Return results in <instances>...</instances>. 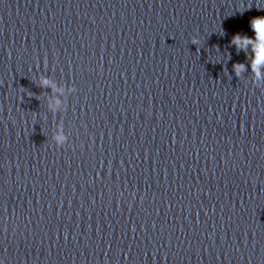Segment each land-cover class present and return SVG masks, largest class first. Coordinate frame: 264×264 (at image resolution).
I'll use <instances>...</instances> for the list:
<instances>
[{"label":"clouds","instance_id":"9594fccd","mask_svg":"<svg viewBox=\"0 0 264 264\" xmlns=\"http://www.w3.org/2000/svg\"><path fill=\"white\" fill-rule=\"evenodd\" d=\"M251 29L255 33V39L248 37L247 35L236 34L231 39V44L235 45L236 50L244 51L247 55L248 46L252 45V56L250 61V66L252 68V73L254 75V80H259L261 78L260 68L262 66V60L257 55L258 53L264 52V16L255 17L251 20ZM198 43L197 37H192V44L196 45ZM246 70V65L243 63H235L233 64V72L239 77ZM41 87H51L53 91H60L62 89H58L55 85L47 78H43L41 80ZM61 103L60 99L53 97L49 107L59 106ZM66 137L62 134H58L55 136V141L57 147H62Z\"/></svg>","mask_w":264,"mask_h":264}]
</instances>
